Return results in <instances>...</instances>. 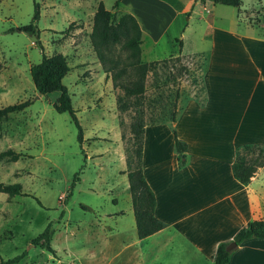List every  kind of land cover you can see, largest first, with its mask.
Wrapping results in <instances>:
<instances>
[{
	"label": "rangeland",
	"instance_id": "374dc122",
	"mask_svg": "<svg viewBox=\"0 0 264 264\" xmlns=\"http://www.w3.org/2000/svg\"><path fill=\"white\" fill-rule=\"evenodd\" d=\"M76 1L0 0V107L31 101L24 110L0 118V153L12 149L20 155L16 161H10V155L0 157V182L22 186L21 194L0 192V258L26 253L14 264H38L48 255L31 241L49 223L54 234L53 228H63L67 219L79 224L93 218L100 208L113 206L107 187L118 183L120 163L123 172H128L127 156L133 155L130 126L137 111H142L146 124L154 120L169 122L176 91L180 93V107L192 95L203 93L202 66L207 64V56L178 53L152 60L158 64L146 75L145 93L139 99L125 97L104 71L90 39L98 4L102 1L115 18L126 12L124 5L114 8L115 0H86L73 10L71 5ZM128 1L141 16L144 29L160 36L151 56L155 59L176 50L175 37L187 22L188 15L180 12L185 0ZM35 4L39 6V19L34 22L40 30L38 38L20 30L33 22ZM216 7L213 15L223 23L231 17L235 23L246 19L259 22L264 14V0H242L239 7ZM195 8L207 10L201 4ZM66 12L74 18H65ZM206 19L200 15L190 19L191 38L199 32H210ZM144 40L143 49L147 44ZM209 44L206 38L201 41L206 50ZM57 52L66 56L70 67L63 83L82 128V143L71 115L56 111L54 94L38 97L29 72L43 54ZM128 54L122 39L112 46L108 57L119 60L121 66L127 63ZM143 58L151 59L146 51ZM118 126L120 139L113 134ZM82 242L81 235L75 246ZM63 260L68 257L64 255Z\"/></svg>",
	"mask_w": 264,
	"mask_h": 264
},
{
	"label": "crops",
	"instance_id": "0c3cea01",
	"mask_svg": "<svg viewBox=\"0 0 264 264\" xmlns=\"http://www.w3.org/2000/svg\"><path fill=\"white\" fill-rule=\"evenodd\" d=\"M81 1L86 0H77L71 9ZM198 4L208 11H197ZM217 5L185 0L180 12L188 15L187 22L175 37L181 40V52L175 41L176 50L154 59L151 55L160 36L144 29L128 0L120 2L140 25L141 48L147 41L142 57L146 51L151 59L144 61L178 53L207 56L203 93L178 106L173 123L144 127L143 174L155 195L154 214L166 227L145 238L137 236L128 177L120 163L118 183L107 187L113 206L100 208L93 218L79 224L67 219L63 228H53L54 253L45 250L48 255L38 264H215L221 243L229 245L251 221L264 220V165L247 184L239 182L232 171L239 147L264 148V23L248 19L235 23L232 17L223 23L213 15ZM194 15L208 18L204 23L209 33L190 37L189 21ZM69 16L66 12L65 18ZM205 38L210 42L208 50L201 45ZM51 94L57 100L60 93ZM111 96L115 102V95ZM120 132L118 126L114 138L120 139ZM175 138L186 144L180 156ZM179 158L185 161L183 165ZM81 235L82 244L75 246ZM230 251L228 264H264V238L249 239ZM64 255L68 260H63Z\"/></svg>",
	"mask_w": 264,
	"mask_h": 264
},
{
	"label": "trees",
	"instance_id": "16d2710c",
	"mask_svg": "<svg viewBox=\"0 0 264 264\" xmlns=\"http://www.w3.org/2000/svg\"><path fill=\"white\" fill-rule=\"evenodd\" d=\"M202 2L209 1L213 4H221L225 6L239 7L242 0H199ZM121 0H115L113 6L118 8ZM39 19V6L35 4V12L33 22L29 25L20 27L21 31L39 37L40 30L34 23ZM259 22L264 23V14ZM142 31L136 18L127 12L122 13L118 18H115L113 13L105 8L102 2L94 13L92 31L90 34L91 44L96 52L99 62L102 64L104 71L110 74L114 86H118L123 90L125 97L139 99L146 91L145 78L149 72L156 69L158 61H143L142 60ZM124 40V47L129 50L127 55V63L123 62L119 66V60L108 57V53L112 50V46ZM179 43L178 52H181V42ZM206 66L203 65L204 68ZM70 67L63 53L57 52L50 56L42 55L41 60L30 66L29 72L34 84L36 94L39 96L47 95L53 92H59V96L54 103V108L59 113L68 112L73 122L78 129V140L83 141L82 128L75 116V111L72 107L71 95L67 86L63 83L64 77L69 72ZM179 91L175 92L174 99L171 102L173 107L170 123L176 120L178 112ZM120 100V99H119ZM30 100H24L15 104H10L0 107V118H6L13 112L24 110ZM166 121L154 120L149 124L165 123ZM146 122L142 111H137L131 126V152L133 155L127 156L128 166V183L132 197L133 213L137 236L145 238L166 227V223L159 220L155 214L156 199L155 195L148 185L142 169V148L144 138V127ZM174 134H176L173 128ZM175 150L179 154H183L186 150V144L175 138ZM10 155V161H16L19 154L12 149H7L0 153V157ZM185 161L179 158V165H183ZM264 165V148L258 145H243L237 149L235 160L232 164L234 177L242 184L250 182L256 169ZM78 173L76 174V177ZM0 192L8 195H16L22 193L20 183H4L0 182ZM49 223L44 231L32 239V244L45 249L47 252L54 253L51 246L53 231ZM252 238H264V220H253L247 227L242 228L234 236L232 242L241 245ZM228 243H221L216 252L215 264H228L231 251L227 250ZM26 255L22 253L9 259L0 258V264H14L21 260Z\"/></svg>",
	"mask_w": 264,
	"mask_h": 264
},
{
	"label": "water",
	"instance_id": "95a60500",
	"mask_svg": "<svg viewBox=\"0 0 264 264\" xmlns=\"http://www.w3.org/2000/svg\"><path fill=\"white\" fill-rule=\"evenodd\" d=\"M237 244L235 242H231L228 246H227V250H231L233 247H235Z\"/></svg>",
	"mask_w": 264,
	"mask_h": 264
},
{
	"label": "built area",
	"instance_id": "2783aa9c",
	"mask_svg": "<svg viewBox=\"0 0 264 264\" xmlns=\"http://www.w3.org/2000/svg\"><path fill=\"white\" fill-rule=\"evenodd\" d=\"M206 11H208V10H206Z\"/></svg>",
	"mask_w": 264,
	"mask_h": 264
}]
</instances>
